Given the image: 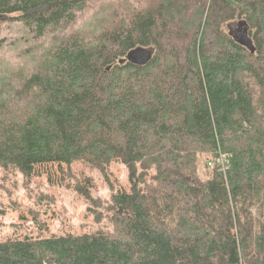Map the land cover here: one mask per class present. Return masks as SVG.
Listing matches in <instances>:
<instances>
[{
    "label": "trees",
    "instance_id": "16d2710c",
    "mask_svg": "<svg viewBox=\"0 0 264 264\" xmlns=\"http://www.w3.org/2000/svg\"><path fill=\"white\" fill-rule=\"evenodd\" d=\"M0 17V168L56 167L107 222L0 242V264H264V0H0ZM75 164L112 192L124 165L129 190L102 202Z\"/></svg>",
    "mask_w": 264,
    "mask_h": 264
},
{
    "label": "rangeland",
    "instance_id": "374dc122",
    "mask_svg": "<svg viewBox=\"0 0 264 264\" xmlns=\"http://www.w3.org/2000/svg\"><path fill=\"white\" fill-rule=\"evenodd\" d=\"M231 31L239 37L243 35V28L237 24H233ZM148 57L149 53L142 50L133 59L143 63ZM64 170L67 172V168ZM72 171L77 177L93 180V196L102 202L109 201L118 190H129L128 170L124 165L112 164L109 167V181L114 185V192L110 190L108 181L88 166L75 164ZM38 173V177L26 180L14 169L6 171L0 168V242L65 234L80 236L106 227V221L97 224L96 218L88 213L90 205L69 186L72 183L68 176L63 180L57 168L50 166L40 168Z\"/></svg>",
    "mask_w": 264,
    "mask_h": 264
},
{
    "label": "water",
    "instance_id": "95a60500",
    "mask_svg": "<svg viewBox=\"0 0 264 264\" xmlns=\"http://www.w3.org/2000/svg\"><path fill=\"white\" fill-rule=\"evenodd\" d=\"M0 19H1V17H0ZM238 25V27L239 28H243V31H242V33H243V35L241 36V37H237L235 34H233V32L231 31L230 33V35L239 43V44H241V45H246V46H248V47H251V42H250V40H249V38H248V29H247V25L245 24V23H239V24H237ZM238 31H240V29H238ZM140 51H142V50H136L135 52H134V54H133V56L132 57H130L129 59H133L134 58V56L135 55H137V53L138 52H140ZM133 61H135L134 59H133Z\"/></svg>",
    "mask_w": 264,
    "mask_h": 264
},
{
    "label": "flooded vegetation",
    "instance_id": "af4514ba",
    "mask_svg": "<svg viewBox=\"0 0 264 264\" xmlns=\"http://www.w3.org/2000/svg\"><path fill=\"white\" fill-rule=\"evenodd\" d=\"M236 35V34H235ZM237 36V35H236ZM237 37H239V36H237Z\"/></svg>",
    "mask_w": 264,
    "mask_h": 264
}]
</instances>
